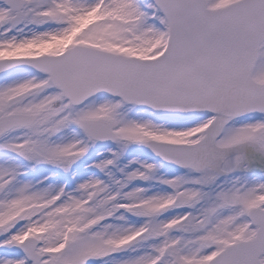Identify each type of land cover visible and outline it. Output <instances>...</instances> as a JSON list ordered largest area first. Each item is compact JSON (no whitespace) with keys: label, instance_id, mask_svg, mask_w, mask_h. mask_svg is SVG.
Listing matches in <instances>:
<instances>
[{"label":"snow or ice","instance_id":"1","mask_svg":"<svg viewBox=\"0 0 264 264\" xmlns=\"http://www.w3.org/2000/svg\"><path fill=\"white\" fill-rule=\"evenodd\" d=\"M0 264H264V0H0Z\"/></svg>","mask_w":264,"mask_h":264}]
</instances>
